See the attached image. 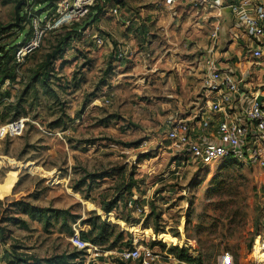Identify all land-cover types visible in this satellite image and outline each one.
<instances>
[{"label": "rangeland", "instance_id": "rangeland-1", "mask_svg": "<svg viewBox=\"0 0 264 264\" xmlns=\"http://www.w3.org/2000/svg\"><path fill=\"white\" fill-rule=\"evenodd\" d=\"M18 1L0 0V43L28 39L27 30L7 31ZM24 1L43 20L51 11L45 0ZM104 1L106 12L50 31L22 64L5 59L0 70L8 76L0 85V264H24L16 255L34 264H144L116 257L134 245L146 260L156 256L153 264H256L264 169L231 159L174 164L157 111L141 107L134 77L121 75L128 68L93 41L106 37L113 50L111 8L134 17L145 0ZM60 43L47 84L32 83ZM253 79L264 86V70ZM114 196L104 240L100 210ZM30 206L49 219L32 217Z\"/></svg>", "mask_w": 264, "mask_h": 264}, {"label": "built area", "instance_id": "built-area-1", "mask_svg": "<svg viewBox=\"0 0 264 264\" xmlns=\"http://www.w3.org/2000/svg\"><path fill=\"white\" fill-rule=\"evenodd\" d=\"M117 3V0H113ZM104 0H57L54 11L42 15L34 11V5L25 4L22 13L25 28L30 36L21 45L16 61L22 64L38 49L48 33L54 29H71L92 12V8ZM118 4V3H117ZM181 4L195 8L226 7L225 0H164L168 9ZM109 5V3H108ZM243 31L242 55L237 62L220 50L221 20L212 29L205 49L199 48L192 61V70L199 77V90L184 109L170 110L165 117L164 136L169 142L174 164L196 163L211 165L231 159L264 169V86L256 85L254 75L264 70V4L255 0H240L234 6ZM108 6L103 12H106ZM121 6L111 8V15L121 18ZM133 17H125L131 24ZM27 20L29 21L27 23ZM103 47L106 37L93 39ZM114 58H128L129 53L119 45H113ZM142 246L123 248L116 257L122 260H143L144 264L156 262V256L148 260ZM256 264H264V243L257 254Z\"/></svg>", "mask_w": 264, "mask_h": 264}, {"label": "crops", "instance_id": "crops-1", "mask_svg": "<svg viewBox=\"0 0 264 264\" xmlns=\"http://www.w3.org/2000/svg\"><path fill=\"white\" fill-rule=\"evenodd\" d=\"M225 1L227 6L222 8L181 4L168 9L164 0H145L131 24L124 19L134 10L129 12L124 8L120 12L123 21L119 18L114 21L112 44L117 40L129 53L128 59L119 63L120 70L128 68L121 75L134 77L133 92L142 96L138 103L141 107L154 108L163 123L170 110L186 108L197 94L200 83L192 70V61L199 48L205 49L219 19L222 23L220 50L234 60L233 63L239 61L243 52V31L234 6L240 0ZM255 1L264 4V0ZM103 47L114 58L110 46Z\"/></svg>", "mask_w": 264, "mask_h": 264}, {"label": "trees", "instance_id": "trees-1", "mask_svg": "<svg viewBox=\"0 0 264 264\" xmlns=\"http://www.w3.org/2000/svg\"><path fill=\"white\" fill-rule=\"evenodd\" d=\"M56 2L57 0H45L43 3L45 4H48V8L51 9V11H54L55 8H56ZM100 10V6L99 5H96L95 7L92 8V12L90 13V15L95 11V10ZM97 12V11H96ZM95 12V13H96ZM101 13H102V9H101ZM89 15V16H90ZM97 16H99L97 14ZM23 22H25V17H21V21H20V24L18 26H15L14 23L12 25H8L7 27V31H12L14 30L15 31V35L16 34H19V35H23V31L26 30L25 26L23 25ZM74 27H78V23L75 24L70 30H72ZM6 27H3L1 28L0 27V39H1V36L6 33L4 32ZM28 37L30 36V33L28 31ZM21 44L17 45V41L14 42V43H9V42H6V43H0V70L2 69V66L4 65L5 63V59H15L16 60V54H17V51L19 49ZM62 51V45L60 43V46H57L55 48L54 51H52L51 53L47 54V59L46 61L41 64L40 66V70L36 71L35 74L33 75L32 77V83L37 80L39 77H41L44 81L45 84H47V79L48 77L50 76L49 72H47V69L54 64L55 60H56V56L58 54H60ZM8 76L3 74L0 76V85L3 84V82L5 81V79L7 78ZM31 83V84H32ZM96 178H103L102 175H99L98 177ZM120 202V197L119 196H114L111 200L109 201H105L103 204H102V207H101V210H100V216L102 218V223H101V231H100V237L101 239H104V240H110V237L105 235V231H106V227L108 226V223H107V218L110 214V212L113 211L114 208H116L117 204ZM31 208V211H30V214L32 215V217H35V216H38V217H44L46 219H49L48 217V214L44 211H40L38 209H36L35 207L33 206H30ZM96 223H94L95 225ZM122 237V235H121ZM16 258L19 260V262H23L24 264H34V263H29V261L31 259H23L19 256L16 255ZM182 258V260H184L185 258L184 257H180ZM185 260H188V259H185ZM16 262V261H15ZM16 264H19V263H16Z\"/></svg>", "mask_w": 264, "mask_h": 264}, {"label": "water", "instance_id": "water-1", "mask_svg": "<svg viewBox=\"0 0 264 264\" xmlns=\"http://www.w3.org/2000/svg\"><path fill=\"white\" fill-rule=\"evenodd\" d=\"M117 1H120V0H117ZM24 4H25V1L20 0V1H18L17 5L15 7V22H14L15 26H18L20 24L21 17H22L21 10H22V7ZM263 99H264V97H260L259 101L261 102Z\"/></svg>", "mask_w": 264, "mask_h": 264}]
</instances>
